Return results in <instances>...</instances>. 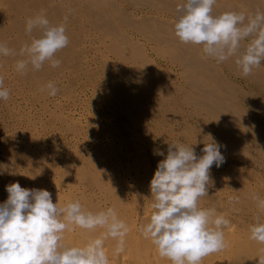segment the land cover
<instances>
[{
	"label": "rangeland",
	"instance_id": "rangeland-1",
	"mask_svg": "<svg viewBox=\"0 0 264 264\" xmlns=\"http://www.w3.org/2000/svg\"><path fill=\"white\" fill-rule=\"evenodd\" d=\"M8 1L0 0V5L5 2L2 4L3 6L5 5L4 7L0 6L2 9H0V27L4 30L7 27L9 28L12 22L19 24L27 19L26 13L19 9V5L24 3L25 0H19V3H17V0V2L14 0ZM74 1L76 2L74 3ZM109 1L52 0L54 2L52 3L51 0H44L42 4L45 3V6L43 5L42 8L38 7L34 11V13H39L41 9L47 10L46 13H51L53 9L54 11L59 9L57 10L58 13L64 11L66 15H69L66 29L70 27L69 29L73 31L71 30L72 32H70L68 29L69 34H75L78 39L80 38V43L73 48L77 54L72 59L73 61L70 59L72 62L70 61L68 66L49 67L48 81H53L59 89L56 96L50 97L46 92H41L37 88L36 90L32 86L30 87L28 81L24 82L19 79L18 82L17 79L20 76L18 75L17 77L16 75L20 73L15 70V64L13 65L18 59L6 57V60L9 59L13 62L7 61L4 63V56H0V75L4 77L5 87L10 89V98L7 101L0 100V148L2 147V151L0 149V194H2L0 195V204L6 196L3 190L4 188L6 189L4 183L9 185L15 182L17 178L28 182L27 176L39 177L38 179H42L47 184V181L51 180L52 184H49V187L57 188V191L63 190L66 193L72 191L79 199L81 194L88 195L89 201H93L90 202L92 205L94 202V206L99 204L100 211L116 206L119 209L118 202L114 201L115 196L125 197L126 201L129 200L128 202H131L129 203L128 213L132 212L135 224L138 225L141 220L149 221L153 212L151 205L154 202V198L151 197L150 181L158 162L164 159L163 156L154 155V149L159 148L166 155L167 147L170 143L182 142L186 145L194 144L192 147L195 148L197 155L200 156L203 155L201 149L204 147L205 142H209L210 138L208 136L210 135L215 142L225 146L221 148L225 162L218 168L213 165L210 169V175L214 183L209 188L208 195L200 199V206L203 207V202L210 203L216 209L217 214L238 220L237 222L264 217V211L259 210L257 203L251 199L257 193V196L264 198V160H262L264 155L258 152L259 144L256 142L255 137L244 135L245 145L240 150L229 147L227 143H223L225 138L227 139L228 137L225 129L212 121L210 113L194 104L195 101H200L202 91L210 85L209 83L218 82V77L221 80L218 84H224L219 87L226 89L230 86L228 84L235 88L239 87L241 85L240 77L236 76L235 72L228 68L226 62L217 63L214 58L208 57L203 53L201 45H193L194 49L197 48L196 51L200 53L201 59L212 67L213 71L209 74L208 77L210 79L206 80V85L203 84L200 89L192 86L187 82L185 67L181 62L170 59L168 53L170 44L165 42V39L162 43H158L159 41L157 42L153 38L155 36L151 29L147 28L145 35L142 36L134 30L139 37L136 36V39H139L140 41L137 40V42L145 46L146 55L151 61L155 59L156 65L162 63L161 65L158 64L160 69L163 70L160 73V77L145 69L142 61L134 60L132 63H128L129 61L125 63L119 58L118 53L115 54L110 49L109 45L113 44L111 39L114 40V37L109 34V30L106 29L105 25H112L123 30L127 29V31L131 30V28H125L123 23H120L117 18L113 19L115 12ZM111 1L119 8L122 16L128 17L127 19L134 23H138V20H142L141 18L157 20V25L174 24L176 20V12L169 10L162 1ZM173 1L182 2V0ZM217 5L220 8L217 9ZM214 9V14L222 13L224 11V0H217ZM6 13L10 14L11 18ZM102 14L108 17L112 16V19L108 23H104L103 18L101 19ZM63 18L62 16L60 18L57 17L55 23H62L64 21ZM169 20L172 21L170 22ZM152 22V24L156 23ZM2 23L4 25H1ZM14 31L11 34L7 32V35L5 34L6 37L13 40L14 34L18 32L15 29ZM160 34L162 35V33ZM33 35H36V33ZM146 35L152 39L147 40ZM162 37L168 38V35L163 33ZM177 41L175 40V43ZM21 42H23L22 46L30 41L24 37ZM119 47L123 48L124 45L120 44ZM152 48H156L157 51L152 52ZM20 59H23V57ZM26 86L33 91L24 88ZM210 86L212 87V85ZM232 90L230 87V91L234 92L235 99L239 101L240 95L237 90ZM32 140L33 144H31ZM24 148L31 150L27 152ZM32 150V153L35 154L34 156L31 154ZM94 150H100L101 153L103 150L106 153L104 170L107 177L103 181V186L92 184L86 188L83 181L79 179V168H77V165L82 163L79 160V156L87 159V156H89L90 159ZM7 156L9 159L11 157L10 161L12 162L9 161ZM40 157L41 159H39ZM5 159L13 167H9V162L6 164ZM63 159H65V162H63ZM13 160L17 164H14ZM1 164L3 166L8 165V167H2ZM65 165L67 169H65ZM13 168L15 170L12 171ZM20 171L25 172L23 174L24 177L19 174L21 173ZM10 172H15L14 175L18 174L11 176ZM29 182H31V179H29ZM83 190L84 193H82ZM231 197L238 198V202H233L235 205L229 203ZM119 210L122 211L121 208ZM76 228H74L75 232L74 230L72 231L73 233H77L78 229L76 230ZM74 235L73 237L65 236V238L67 237L65 245L80 247V245L97 238L100 233H91L89 236ZM83 237L86 238L84 239L86 241L80 239ZM70 238L74 240L72 241ZM136 246L130 244V247H132L131 255L137 256L138 260L133 256L134 258L131 257L132 260H128L129 264H157L155 260L157 258L160 259L159 254H152V249L144 247H137L138 249H136ZM139 250L144 251L146 255ZM105 251L106 253L108 252L109 259H111L114 251H111L107 243L105 244ZM140 254H143L144 257L143 255L141 257ZM139 258H144V262L141 259L139 260ZM134 259L137 263L134 262Z\"/></svg>",
	"mask_w": 264,
	"mask_h": 264
},
{
	"label": "clouds",
	"instance_id": "clouds-1",
	"mask_svg": "<svg viewBox=\"0 0 264 264\" xmlns=\"http://www.w3.org/2000/svg\"><path fill=\"white\" fill-rule=\"evenodd\" d=\"M217 0H182L175 8V35L184 44L201 45L203 53L222 63L235 58L241 74L247 77L264 62V11L246 15L244 12L225 11L214 14ZM68 15L62 23H52L41 9L26 19L25 33L30 42L17 53L0 41V56L19 55L15 70L24 75L29 68L40 71L47 63L51 68L61 66L56 54L69 45L66 34ZM36 33V35H33ZM247 41V43H245ZM54 97L59 89L49 81L41 89ZM10 98L0 75V100ZM198 156L192 145L170 143L167 154L159 148L153 154L163 156L150 181L153 212L146 224L138 226L143 238L155 246L161 258L171 264H201L203 259L226 247L224 229L231 221L215 208L200 206V199L213 186L210 169L225 162L221 148L211 136ZM196 144V143H195ZM7 200L0 204V264H110L105 241H116L113 255L125 251L127 223L117 210L93 212L79 200L64 206L53 203L52 193L46 189H27L18 182L6 185ZM257 207L264 211V198L253 195ZM238 202L230 198L229 203ZM75 227L100 235L83 247L67 246L64 233ZM250 239L264 244V222L252 224ZM264 252V249H261ZM264 264V256L258 257Z\"/></svg>",
	"mask_w": 264,
	"mask_h": 264
},
{
	"label": "bare ground",
	"instance_id": "bare-ground-1",
	"mask_svg": "<svg viewBox=\"0 0 264 264\" xmlns=\"http://www.w3.org/2000/svg\"><path fill=\"white\" fill-rule=\"evenodd\" d=\"M2 1V0H1ZM8 1V0H7ZM16 1V0H14ZM18 1V2H17ZM16 2L19 3L20 1L17 0ZM44 0H25L24 3H22L21 5H19V9L23 12L26 13L27 18L34 16V14L36 15L37 13H34V11L36 10V8L40 7L42 8L43 5L42 4ZM71 1V0H70ZM109 1V0H108ZM135 1V0H134ZM158 1H162L164 2V4L167 6V8L171 11H175L176 5L180 2H176V1H169V0H157ZM9 2V1H8ZM52 2V0H51ZM60 2V1H59ZM65 2V1H64ZM68 2V1H67ZM76 1H74L75 3ZM110 2V6L113 8V11L115 12V14H113V19L117 18L118 21L120 23H123V25L126 27H130L131 30H123L121 28L118 27H113L105 25L106 29L109 30V34H111L114 37V40L111 39L113 44H110L109 47L112 51L115 52V54L118 53L119 58L124 61L125 63H132V61H142L144 62V68L148 69L149 71H151L153 74H155V76L160 77V73L163 72V70L160 69V67L158 66V64L156 65V61L155 59H153L154 61H151V59L146 55L145 49L142 44H140L139 42H137L136 36L138 37V35L136 34V32H138V34L145 35V30L147 29H151V31L153 32L154 36L153 38H155L157 40L158 43H162V41L165 39L168 44H170V47L168 50L170 59L172 58L173 60H177L179 62H181V64L185 67V72H186V77L188 79L187 82H189V84H191L192 86L200 89L203 84L206 85V80L208 81L210 78L208 77L209 74L213 71V68L210 67L208 64H206L201 57L199 56L200 53H198V51H196L197 48L194 49L193 44H184L181 43L179 41V38L175 35L174 32V24L173 23H168V25H157L158 21L157 20H147L144 18H141L142 20H138V23H134L131 22L130 20H128V17L122 16L119 12V8L116 7L115 3L113 1H109ZM147 2V1H146ZM5 3V2H4ZM2 3V4H4ZM48 3V1H47ZM54 3V2H52ZM0 5L1 7L3 5ZM16 4V3H15ZM49 4V3H48ZM143 4V3H142ZM147 4V3H146ZM163 4V3H161ZM222 4V3H221ZM42 5V6H41ZM70 5V4H69ZM80 5V4H79ZM151 5V4H150ZM5 6V5H4ZM3 6V7H4ZM16 6V5H15ZM45 6V5H44ZM50 6V5H49ZM54 6V4H53ZM72 6V5H71ZM70 6V8H71ZM142 6V5H141ZM68 7V6H67ZM159 7V6H158ZM160 7L162 8V6L160 5ZM8 8V7H6ZM54 8V7H53ZM56 8V7H55ZM220 8L217 5V9ZM1 9V8H0ZM10 9V8H8ZM13 9V8H12ZM46 9V7H45ZM50 9V8H48ZM67 9V8H66ZM80 9V8H79ZM166 9V8H164ZM216 9V8H215ZM214 9V10H215ZM216 9V10H217ZM2 10V9H1ZM11 10V9H10ZM17 10V9H16ZM19 10V11H20ZM59 9H56V11ZM63 10V9H62ZM76 10V9H74ZM223 10V9H221ZM257 10L260 11H264V0H224V11H237V12H244L246 15H250L255 13ZM15 11V10H14ZM47 11V10H46ZM53 11L51 13H46L47 14V18L52 22L55 23V20L57 19V17H65L64 15H66V13L64 11H62L61 13L58 11L56 12ZM68 12V11H67ZM168 12V11H167ZM4 13V12H2ZM64 13V15H63ZM76 13V12H75ZM171 13V12H170ZM14 14V13H13ZM71 14V13H70ZM175 14V13H174ZM219 14V13H218ZM6 15L8 17H10V14ZM78 15V12H77ZM145 15V14H144ZM170 15V14H169ZM173 15V14H172ZM2 16V15H1ZM17 16V15H16ZM69 16V15H68ZM165 16V15H164ZM174 16V15H173ZM18 17V16H17ZM21 17V16H20ZM134 17V16H133ZM161 17V16H160ZM170 17V16H169ZM11 18V17H10ZM9 18V19H10ZM13 18V17H12ZM19 18V17H18ZM73 18V17H72ZM103 18V21H105L104 23H108V21L110 19H112V16H106V15H101V19ZM135 18V17H134ZM166 18V17H165ZM16 19V18H15ZM64 19V18H63ZM74 19V18H73ZM146 21H144V20ZM163 19V18H162ZM170 19V18H169ZM18 20V19H17ZM166 20V19H165ZM22 21V20H21ZM63 21V20H62ZM73 21H77V20H73ZM151 21V22H150ZM156 22L154 24H152L153 22ZM170 22L172 20H169ZM16 22V21H15ZM23 22V21H22ZM57 22V21H56ZM79 22V19H78ZM174 22V21H173ZM4 23V22H3ZM1 25H4V24ZM25 23L26 20L23 23H13L10 24V27L7 29H1L0 27V41L2 42H6L8 47L16 49L17 53L21 47V44L23 42L22 39L24 37L27 38L28 41H30L29 36L26 35L25 33ZM58 23V22H57ZM80 23V22H79ZM156 24V25H155ZM70 25V24H69ZM68 25V26H69ZM67 26V28H68ZM76 26V25H75ZM73 27V26H72ZM79 27V26H76ZM70 28V27H69ZM68 28V29H69ZM15 30H17V34H14V38L13 40H10L6 37L7 32H10V34ZM68 29H66V34L69 37V45L64 48L63 50H61L60 52H58L56 54V58L61 60V66H68L70 61L72 59H74L75 55L77 54V52H74L73 48L76 47V45H78L80 43V38L78 39L77 36L74 34H69ZM74 29V28H73ZM82 29V28H80ZM79 29V30H80ZM129 29V28H128ZM8 30V31H7ZM70 30V29H69ZM72 30V29H71ZM70 30V32H72ZM78 30V28H77ZM136 30V32L134 31ZM150 31V32H151ZM15 32V31H14ZM156 32V33H155ZM165 33L166 35H168V38L166 37H162V35L160 34ZM6 34V35H5ZM9 34V35H10ZM34 34V33H33ZM160 34V35H159ZM139 35V36H140ZM81 36V34H80ZM140 36V37H141ZM9 37V36H8ZM145 37V36H144ZM146 39H152L149 36L146 35ZM139 38V37H138ZM177 38V39H176ZM175 40H178L177 42L180 43V45L177 44V42L175 43ZM140 41V40H139ZM150 41V40H149ZM172 42V44H171ZM245 43H247V41H245ZM124 45L123 48H120L119 45ZM145 45V44H144ZM172 47V48H171ZM178 47V50H177ZM147 49V48H146ZM176 49V51H175ZM85 51V50H84ZM111 51V52H112ZM156 52V48H152V52ZM148 54V53H147ZM153 55V54H152ZM9 57V59H20L21 57L19 55L16 56H7V58ZM4 59L6 60V57L4 56ZM3 59V60H4ZM4 60L3 62H13L11 60ZM71 59V60H70ZM157 59V58H156ZM159 60V59H158ZM73 61V60H72ZM71 61V62H72ZM162 61V60H161ZM8 62V64H9ZM123 62V63H124ZM228 68L231 71H234L236 76H239L241 79V85H239V87L237 86L236 88L233 87L231 84L228 89L226 88H221L219 87L220 85H224L223 83L218 84V82H221L220 78L218 77V82H211L209 83L210 85H212V87L209 85L207 86V88L202 91V96L199 99L200 101H195L194 104L200 108H203L205 111H207L208 113L211 114L212 116V121L216 124H218L219 126H221L222 128L225 129L226 133L228 134L227 139L225 138L224 140V144L227 143L229 147L235 149V150H240L241 148H243V146L245 145V140L243 138L244 135H248V136H253L255 137L256 142L259 144L258 147V152H260L261 154L263 153L264 155V62L261 63V66L259 68H255L253 70V73L247 77L242 76L241 74V70L237 67L236 63H235V58H230L229 60L225 61ZM15 63H13L14 65ZM137 64V63H136ZM162 64V63H161ZM159 64V65H161ZM5 65V64H4ZM12 65V64H11ZM135 65V64H133ZM60 66V67H61ZM49 65L46 63L44 65V67L40 70V71H33L29 68V70L27 71L26 74L21 75V74H17L16 76L18 77V75L20 76L17 81L19 79H22L24 82L28 81L30 83V87H34V89H41L44 85H46L49 81V74H48V70H49ZM132 67V66H131ZM225 67V66H224ZM163 68V67H162ZM226 69V68H224ZM162 71V72H161ZM209 71V72H208ZM229 72V71H228ZM227 73V72H226ZM65 74V73H64ZM228 74V73H227ZM52 75V74H51ZM171 75V74H170ZM232 75V73H231ZM117 76V75H116ZM176 76V75H174ZM185 76V75H184ZM235 76V75H234ZM238 77V79H239ZM128 78V77H127ZM230 78V77H229ZM235 78V77H234ZM237 78V77H236ZM239 79V80H240ZM128 80H130L128 78ZM236 81V80H235ZM19 82V81H18ZM20 82H22L20 80ZM238 82V81H236ZM25 85V83H23ZM21 84V85H23ZM28 84V83H27ZM68 84V83H67ZM182 84V83H181ZM188 84V85H189ZM29 85V84H28ZM190 87V86H189ZM230 87L233 90H237V93L240 95V100L237 101L235 99L234 96V92L230 91ZM26 89H30L31 88H27L24 87ZM23 89V88H22ZM36 89V90H37ZM70 90V89H69ZM232 90V91H233ZM33 91V90H32ZM39 91V90H38ZM193 91V90H192ZM33 93V92H32ZM35 93V92H34ZM36 94V93H35ZM158 94V93H157ZM237 94V95H238ZM127 96V95H126ZM191 97V96H190ZM23 98V97H22ZM126 98V97H125ZM74 99V98H73ZM12 100V99H11ZM13 105V104H12ZM71 113V112H70ZM17 114V113H16ZM60 115V114H59ZM58 116V115H56ZM87 116V115H86ZM61 117V116H60ZM56 118V117H55ZM87 119V118H86ZM85 119V120H86ZM108 122V121H107ZM240 123V124H238ZM7 126V125H6ZM66 128V127H65ZM122 128V127H121ZM5 129V128H4ZM168 129V128H167ZM4 131V130H3ZM34 131V130H33ZM84 131V130H83ZM205 132V130H204ZM159 134V133H158ZM190 137V136H188ZM3 138V137H2ZM6 138V137H5ZM164 138V137H163ZM2 140V139H1ZM166 140V138H165ZM37 141V140H36ZM39 141V140H38ZM26 142V141H25ZM24 142V143H25ZM5 143V141H4ZM23 143V142H22ZM21 143V144H22ZM27 143V142H26ZM25 143V144H26ZM33 140L31 141V144H33ZM256 143V146H257ZM15 144V143H14ZM28 144V143H27ZM26 144V146H28ZM36 144V143H35ZM5 145V144H4ZM1 146V145H0ZM17 146V145H16ZM15 146V147H16ZM21 146V145H20ZM19 146V147H20ZM30 146V144H29ZM37 146V145H36ZM98 146V145H97ZM105 146V145H104ZM18 147V146H17ZM16 147V148H17ZM23 147V146H22ZM25 147V145H24ZM246 147V146H245ZM29 148V147H28ZM32 148V147H31ZM2 151V147L0 148ZM15 149V148H14ZM23 149V148H22ZM25 149V148H24ZM34 149V148H32ZM38 149V148H37ZM7 150V149H6ZM10 150V149H9ZM19 150V149H17ZM27 150V152H29V150L31 149H25ZM36 150V149H35ZM40 150V149H39ZM20 151V150H19ZM38 151V150H37ZM36 151V152H37ZM231 151V150H230ZM6 152V151H4ZM11 152V151H9ZM18 152V151H17ZM16 152V153H17ZM21 152V151H20ZM33 150L31 151V154L34 156L35 154L32 153ZM72 152V151H71ZM76 152V151H75ZM222 152V151H221ZM8 153V152H7ZM35 153V151H34ZM77 153V152H76ZM81 153V152H80ZM1 154V153H0ZM5 154V153H4ZM37 154V153H36ZM39 154V153H38ZM78 154V153H77ZM76 154V155H77ZM22 155V154H21ZM27 155V154H26ZM42 155V152H41ZM89 155V154H88ZM92 155V154H91ZM5 156V155H4ZM20 156V155H18ZM40 156V155H39ZM44 156V155H43ZM74 156V155H73ZM259 156V155H258ZM30 157V156H28ZM38 157V155H37ZM75 157V156H74ZM88 159L86 157L83 156H79V160L82 162L81 165L77 168H79V179H81V181H83V183L85 184V187L87 188V186H90L92 184H96V185H100L103 186V181L106 179L107 174L106 171L104 170V164L105 162V157H106V153L105 151L102 150V153L100 150H94V153L92 155V157L87 156ZM7 158L9 159V157L7 156ZM27 158V157H26ZM45 158V157H44ZM11 159V157H10ZM9 159V161H10ZM22 159V158H21ZM20 159V160H21ZM24 159V157H23ZM36 159V158H34ZM41 159V157L39 158ZM75 159V158H74ZM65 159H63V162ZM68 160V159H67ZM78 160V159H77ZM244 160V159H243ZM264 160V159H262ZM6 162V159L4 160ZM8 161V160H7ZM8 161V162H9ZM14 161V160H13ZM30 161V160H29ZM4 162V163H5ZM8 162H6V164H8ZM12 162V161H10ZM9 167L12 166V164ZM15 162V161H14ZM33 162V161H32ZM44 162V161H43ZM251 162V161H250ZM263 162V161H262ZM35 163V161H34ZM67 163V162H66ZM14 164H17L16 162ZM65 164V163H64ZM262 164V163H261ZM264 164V162H263ZM2 165V164H1ZM8 165H5L8 167ZM30 165V164H27ZM68 165V164H67ZM2 165V167H5ZM17 166V165H16ZM31 166V165H30ZM60 166V165H59ZM70 166V165H69ZM68 166V168H69ZM111 166V165H110ZM113 166V165H112ZM13 167V166H12ZM66 167V165H65ZM260 167V166H259ZM15 168V167H14ZM12 169L15 170V169ZM9 169V168H8ZM63 169V168H62ZM67 169V167L65 168ZM11 170V169H10ZM60 170V169H59ZM5 171V169H4ZM11 171V172H12ZM27 171V170H26ZM10 172V173H11ZM19 172V171H18ZM21 173L19 174H24L23 171H20ZM66 172V171H63ZM76 172V171H75ZM15 172L11 173V176H16V173L14 175ZM77 173V172H76ZM13 174V175H12ZM65 174V173H64ZM78 174V173H77ZM1 175V174H0ZM10 175V174H8ZM32 175V174H31ZM66 176V175H64ZM76 176V175H75ZM119 176V175H118ZM6 177V176H5ZM10 177V176H9ZM24 177V175H23ZM28 177V182H25L24 180H21L19 178H17V180L15 182H18L21 187L23 188H27V189H46L48 190L50 193H52V200L53 203H58L60 206H64L65 204H67L68 202H72V201H76L79 200L81 202V204L88 210H91L93 212L96 211H100V208L98 207L99 204L96 206H94L90 203L92 200L89 201V197L88 195L86 196L85 194H81V198H77L76 195H74V193L72 191L66 193L63 190L61 191H57L55 188H50L49 184H52L51 180L47 181L48 184L42 179H38L37 178H33L31 176H27ZM36 177V176H35ZM77 177V176H76ZM68 178V177H67ZM259 178V177H258ZM4 179V178H3ZM11 179V178H10ZM14 179V178H13ZM23 179V178H22ZM26 179V177H25ZM29 179H31V182H29ZM49 179V178H48ZM5 180V179H4ZM12 180V179H11ZM70 180V179H69ZM78 180V179H77ZM7 181V180H6ZM4 181V182H6ZM79 181V180H78ZM14 183V182H13ZM5 185H7L6 183H4ZM3 184V186H4ZM76 184V183H75ZM82 184V183H81ZM83 185V184H82ZM220 185V184H219ZM84 186V185H83ZM55 187V186H54ZM83 187V188H85ZM1 188V187H0ZM73 188V186H72ZM79 188V187H78ZM3 189V188H2ZM62 189V188H61ZM90 189V188H89ZM107 189V188H106ZM6 196L4 197V201L1 203L3 204L8 197V193L6 191V189H3ZM108 190V189H107ZM245 190V189H244ZM249 190V189H248ZM262 191V190H261ZM92 192V191H91ZM90 192V193H91ZM245 192V191H244ZM251 192V190H250ZM82 193H84V190L82 191ZM243 193V192H242ZM92 194V193H91ZM250 194V193H249ZM2 195V194H0ZM213 195V194H211ZM258 195V193H257ZM4 196V195H3ZM124 196V195H123ZM246 196V195H245ZM263 196V194H262ZM115 200L116 202H118V207L119 209L121 208L122 211H120L119 209H117L116 207H113L117 210L118 216L120 219L124 220L127 225L129 226V232L126 236V244H125V251L120 255V256H115L112 253V258L109 259L110 260V264H129L128 260H132V258H138L135 255H131L132 253V247H130V244H134V246H136L135 248L138 249L137 247H144L147 249H152V254L153 253H157L158 251L156 250L155 246L151 243L150 240L143 238V236L140 234V232L138 231V226L146 224L148 221L146 220H141V222L136 225L135 224V220L133 219V215L132 212L128 213V209L131 202L126 201L122 196L118 197L115 196ZM213 197V196H211ZM3 198V197H2ZM232 198V197H231ZM237 198V197H236ZM262 198V197H261ZM91 199V198H90ZM252 199V198H251ZM1 200V199H0ZM243 200V199H242ZM253 201V200H252ZM93 202V201H92ZM213 202V201H212ZM240 202V201H239ZM244 202V201H243ZM242 203V202H241ZM252 203V202H251ZM231 204V203H230ZM233 204V203H232ZM245 204V203H244ZM255 204V203H254ZM228 205V204H227ZM235 205V204H233ZM253 205V204H252ZM257 205V204H256ZM237 206V205H236ZM235 206V207H236ZM98 207V208H97ZM203 207L204 208H213L212 205L210 203H205L203 202ZM231 207V206H230ZM239 209V207H237ZM223 210V209H222ZM243 210V209H242ZM245 210V209H244ZM260 210V209H259ZM240 211V210H239ZM246 212V211H244ZM260 212V211H259ZM238 216V215H237ZM253 216V215H252ZM254 217V216H253ZM256 217V216H255ZM250 218V217H249ZM140 219V218H139ZM229 219V218H228ZM148 220V219H147ZM231 221L230 226H228L227 228L224 229V234H225V241H226V247L218 252V253H213L207 257H205L203 259V261L201 262V264H258V257L259 256H264V252L261 251V249H264V244H259L256 241H253L250 239V231L249 228L252 224L257 222V218H251V219H247L244 220L242 222H237L236 220H234L233 218L229 219ZM260 222H264V217H260L259 218ZM76 228V227H74ZM78 229L77 233H73L72 231L70 232H65L64 234V240L62 241L64 244L66 243V238L65 236L69 235L68 237H73L75 236L74 234H79V235H85V236H89V234L91 233H101L103 230L102 229H95L93 231H88L85 229H81V228H76V230ZM72 232V233H71ZM75 232V229H74ZM69 233V234H68ZM81 236V237H82ZM88 238V237H87ZM79 239V238H78ZM80 239H86V238H80ZM92 239V238H90ZM70 240H72L70 238ZM74 240V239H73ZM72 240V241H73ZM81 241V240H80ZM86 241V240H84ZM83 242V241H82ZM107 243V245L111 248V251L115 248L116 246V241L112 240V239H108L105 241V244ZM68 244V243H67ZM81 244V243H79ZM87 244V242H86ZM86 244H82L80 245V247L85 246ZM112 244V245H111ZM76 245V244H75ZM70 246V245H69ZM114 248H113V247ZM134 250V248H133ZM145 250V249H144ZM114 251V250H113ZM112 251V252H113ZM140 251V250H139ZM138 251V252H139ZM148 251V250H147ZM150 251V250H149ZM137 252V251H136ZM135 252V253H136ZM141 253H144V251H140ZM108 253V252H107ZM134 253V252H133ZM139 254V253H137ZM151 254V255H152ZM109 255V254H108ZM141 255V254H140ZM143 255V254H142ZM141 255V257H142ZM144 255H146V253H144ZM143 255V257H144ZM134 256V257H133ZM140 257V256H139ZM160 257V256H159ZM147 259V257H145ZM141 258H139L140 260ZM138 260V259H137ZM144 262V258L141 259ZM135 262V259H134ZM155 262H157V264H170L171 261L166 259V258H157V260H155ZM137 263V262H135ZM139 263V262H138Z\"/></svg>",
	"mask_w": 264,
	"mask_h": 264
}]
</instances>
